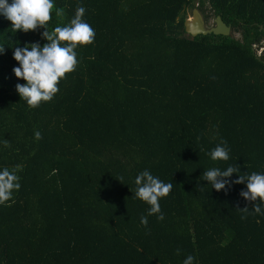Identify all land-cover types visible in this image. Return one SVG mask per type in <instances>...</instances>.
<instances>
[{"label": "trees", "instance_id": "trees-1", "mask_svg": "<svg viewBox=\"0 0 264 264\" xmlns=\"http://www.w3.org/2000/svg\"><path fill=\"white\" fill-rule=\"evenodd\" d=\"M53 3L49 31L83 6L95 38L35 109L16 91L26 81L13 52L42 47L45 29L13 34L0 15V171L20 183L0 205V264H264V214L240 195L247 181L217 192L200 180L230 165L240 167L230 182L264 174V0ZM196 8L231 36L187 35ZM221 141L229 160L213 161ZM145 170L173 184L163 220L133 198Z\"/></svg>", "mask_w": 264, "mask_h": 264}, {"label": "clouds", "instance_id": "clouds-1", "mask_svg": "<svg viewBox=\"0 0 264 264\" xmlns=\"http://www.w3.org/2000/svg\"><path fill=\"white\" fill-rule=\"evenodd\" d=\"M53 0H0V15H3L11 22L10 31L15 34L17 31L24 33L37 31L39 28L45 29L42 38L47 41L42 47L37 43L25 44L24 47H15L13 58L19 66L12 69L17 79L26 81L25 84H16V91L30 109H35L42 102L53 99L59 91L58 84L65 78L67 73L73 72L78 63L76 49L78 46H87L93 43L95 38L94 29L82 18L86 9L77 6L74 18L66 26H57L52 31L48 30V23L52 19ZM56 14L62 15V10L58 9ZM4 45V44H3ZM0 45V53L5 51ZM259 49V46L257 47ZM264 44L259 49L263 52ZM35 139H42L39 131L34 133ZM230 149L226 141H221L210 153L213 161L229 160ZM240 172V167L228 166L221 171L218 168H211L203 172L200 180L210 182L211 188L217 192L224 190L226 185L243 184L247 181L246 191H241L240 195L249 202H253V214H264V174L253 172L250 175H239L234 181H229L234 173ZM122 179V178H121ZM120 182L121 180L118 179ZM19 176L15 170L10 171L4 168L0 171V205L6 204L13 199L14 190H19ZM136 190L133 198L139 199L149 205L148 216L156 215L158 220H163L159 200L167 197L173 188L172 183H164L158 177H154L148 170L138 174L134 181ZM248 212L246 206L241 209ZM245 219L246 217H241ZM140 223L147 227V216H142ZM180 254V250H176ZM194 257L188 255L183 264H193Z\"/></svg>", "mask_w": 264, "mask_h": 264}, {"label": "water", "instance_id": "water-1", "mask_svg": "<svg viewBox=\"0 0 264 264\" xmlns=\"http://www.w3.org/2000/svg\"><path fill=\"white\" fill-rule=\"evenodd\" d=\"M184 27L186 34L192 38L210 34L229 37L232 34V29L226 26L219 17H216L212 21V26L208 27L203 15L197 8L191 11V19L185 20Z\"/></svg>", "mask_w": 264, "mask_h": 264}, {"label": "rangeland", "instance_id": "rangeland-1", "mask_svg": "<svg viewBox=\"0 0 264 264\" xmlns=\"http://www.w3.org/2000/svg\"><path fill=\"white\" fill-rule=\"evenodd\" d=\"M184 18H186V19H191V12H188V13L184 16ZM207 26H208V27H211V26H212V20L208 21ZM235 37H236V38H240V35L235 34ZM259 54L261 55V52H260Z\"/></svg>", "mask_w": 264, "mask_h": 264}]
</instances>
